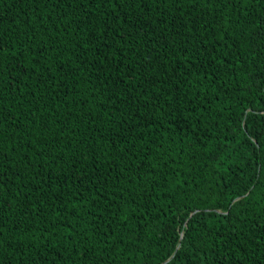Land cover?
<instances>
[{"label":"trees","instance_id":"16d2710c","mask_svg":"<svg viewBox=\"0 0 264 264\" xmlns=\"http://www.w3.org/2000/svg\"><path fill=\"white\" fill-rule=\"evenodd\" d=\"M0 264H264V0H0Z\"/></svg>","mask_w":264,"mask_h":264}]
</instances>
